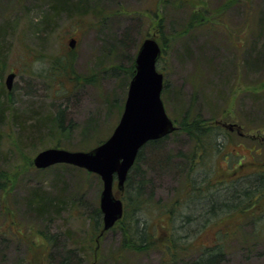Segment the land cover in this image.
<instances>
[{"label": "rangeland", "instance_id": "rangeland-1", "mask_svg": "<svg viewBox=\"0 0 264 264\" xmlns=\"http://www.w3.org/2000/svg\"><path fill=\"white\" fill-rule=\"evenodd\" d=\"M54 1L0 0V264H187L204 249L221 250L216 264H264V184L247 208L219 209L180 230L199 201L183 190L194 147L180 129L187 111L219 129L217 146L226 152L208 153L201 175L264 176V0H68L72 11ZM149 36L166 48L162 99L179 127L142 148L137 166L148 205L137 214L159 236L135 250L123 247L118 224L91 238L98 174L70 164L39 169L33 158L48 147L88 150L112 134ZM25 126L35 130L31 138ZM125 187L115 184L124 201ZM181 196L171 232L198 246L174 258L164 215L151 217Z\"/></svg>", "mask_w": 264, "mask_h": 264}, {"label": "trees", "instance_id": "trees-1", "mask_svg": "<svg viewBox=\"0 0 264 264\" xmlns=\"http://www.w3.org/2000/svg\"><path fill=\"white\" fill-rule=\"evenodd\" d=\"M65 6L69 8L63 9H69L70 11L75 10L73 6H69L68 0H55L53 2V7L55 9ZM165 49L163 52H165ZM63 66L66 69V66ZM58 69L59 68L53 69V72H56ZM202 123L203 122L200 120V118H190V113L187 111L184 115L183 122L180 125V129H186L194 141V147L191 149L186 159L189 163V169L185 178L186 185L183 189L185 191L184 194L186 193L188 196L187 199L189 200L187 201L189 202L190 199L199 200L196 205L190 206L191 209L187 216L181 217L184 218L180 230L181 232L185 233H187L189 230H192L195 225H199L200 222L205 220L208 213H215L216 210L225 208L227 209L224 211H231L239 208L243 210L247 208L246 205L248 204L249 200H253L252 196L253 194H256V189H260V187L264 184L263 175H257L254 178H245L242 181H240L241 179L238 180L240 177L238 179L237 177L229 179L228 176H226L224 179L218 181L221 183V186L226 184L225 188L227 190L222 194H218L216 192L217 189L214 186L218 183V181H214L213 178H210L209 176L201 175V169L203 168V165L206 166L207 164L206 156H208V153L214 154L215 152L217 153L218 150L221 152L216 141L217 135L219 134V129L215 127H209L208 125L204 126ZM24 128H26V136L24 139L31 138V136L34 135L32 131L35 130H32L26 126ZM163 138L150 140L148 144L155 145ZM224 153L226 152H221V154ZM141 154L142 149L138 153L136 163L131 168L125 182V211L122 219L117 223L120 229H122L124 232V238L122 240L123 247L135 250L148 247L147 245L151 243L152 238L159 236L156 230L148 226V224L137 214L139 210H144L145 206L148 205L147 200H145L143 197L146 180L144 173L141 172L140 167L137 166V162L140 159ZM229 156V154H226V159H229ZM154 159L156 160V156H154ZM184 196L179 197L178 200L174 201L170 206H168V208L164 207L162 209L164 214L161 212L160 216L154 215L151 217L152 219L150 218L153 222L156 219H161V216L163 217L164 215L165 230L162 232L166 234V236L169 238V241L171 242V245H173L171 249H173L172 255L174 258H177L181 253H188L189 251L195 250V248L198 246L195 241H181L182 239L179 236L171 232V227L169 225V222L173 223V221H175V219L178 217L177 209L174 207H177L179 203L185 204ZM199 197L202 198L199 199ZM48 203L50 205V202ZM92 219L94 224L91 229V238L93 239L96 237L97 239H100V237L105 233H101L103 229V221L100 208H97V210H95V212L92 214ZM189 225H191V227H189ZM114 227L116 228V226ZM220 251L221 250L214 252L213 249H204L199 258L191 260L187 262V264H216V262L222 257V253Z\"/></svg>", "mask_w": 264, "mask_h": 264}, {"label": "water", "instance_id": "water-1", "mask_svg": "<svg viewBox=\"0 0 264 264\" xmlns=\"http://www.w3.org/2000/svg\"><path fill=\"white\" fill-rule=\"evenodd\" d=\"M75 43L76 39H71L72 47ZM161 53V45L155 38L144 39L136 56L135 73L130 81L124 111L113 133L104 142L90 150L49 147L39 151L33 159L37 168L68 163L101 176L103 231L113 227L124 213L123 200L114 193L115 178L118 188L123 190L140 149L148 141L160 139L177 128L162 99L164 74L157 67ZM15 75L11 72L6 77L9 89Z\"/></svg>", "mask_w": 264, "mask_h": 264}]
</instances>
